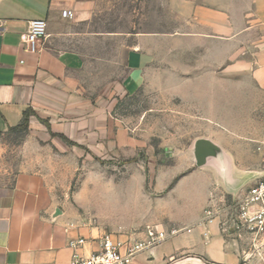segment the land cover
Masks as SVG:
<instances>
[{
    "label": "crops",
    "instance_id": "obj_1",
    "mask_svg": "<svg viewBox=\"0 0 264 264\" xmlns=\"http://www.w3.org/2000/svg\"><path fill=\"white\" fill-rule=\"evenodd\" d=\"M178 6L176 32L168 27L127 34L134 42L128 46L120 32L91 29L98 0H0V134L21 125L27 113L29 127L57 145L100 153L119 150L127 142L125 131L109 114L121 96H134L145 80L161 77L169 94L183 99L204 71L214 85L231 88L226 96L234 108L242 102L250 113L254 96L264 98V0H178ZM166 15L163 22L170 23L169 8ZM35 20L46 21L48 29L40 51L32 53L24 35ZM107 42L114 45L106 47ZM62 137L72 144H64ZM217 138L223 147L224 135ZM224 149L239 176L259 171L255 149V171L241 167L245 161L238 165L242 157ZM170 168L159 180L168 188L176 179L166 195L151 198L136 191L130 196V212L137 218L126 228L141 230L135 237L143 239L151 232L175 234L132 264L240 263L241 243L226 240L218 222L200 223L206 208L238 197L256 179L233 196L191 155ZM54 197L37 171H20L12 183L0 182V264H69V242L80 238L88 242L81 250L85 255L99 247L101 230L69 219ZM57 210L62 213L55 216Z\"/></svg>",
    "mask_w": 264,
    "mask_h": 264
},
{
    "label": "rangeland",
    "instance_id": "obj_2",
    "mask_svg": "<svg viewBox=\"0 0 264 264\" xmlns=\"http://www.w3.org/2000/svg\"><path fill=\"white\" fill-rule=\"evenodd\" d=\"M166 4L168 0H98L91 29L120 32L125 37L136 32H162L168 27L176 32L178 0H170L169 7ZM167 8L171 11L170 23L163 22L168 18ZM126 38L124 44L133 45L131 37ZM113 45L107 42L106 47ZM201 74L195 90L192 88L183 99L169 94L161 77L145 80L134 96H121L114 114H109L116 127L125 131L127 142L119 150L112 147L100 153L57 145L29 125L0 135V182L12 183L20 171H37L44 176L46 189L69 219L99 228L102 234L145 240L135 237L141 230L126 228L137 218L130 212V196L136 191L151 198L166 195L176 179L168 188H162V171L170 170L179 159L190 158L197 138L217 140L222 133L223 147L234 153L236 159L242 157L243 161L237 160L238 165L245 161L241 167L258 169L253 149L263 128L264 98L254 96L250 113L242 102L234 108L226 96L231 88L220 85L221 82L214 85L210 72ZM192 96L197 99L194 101ZM227 201L231 206L235 203L232 197ZM225 218L218 227L226 240L241 243L244 259L238 264H264V234L239 229V211L235 208Z\"/></svg>",
    "mask_w": 264,
    "mask_h": 264
},
{
    "label": "built area",
    "instance_id": "obj_3",
    "mask_svg": "<svg viewBox=\"0 0 264 264\" xmlns=\"http://www.w3.org/2000/svg\"><path fill=\"white\" fill-rule=\"evenodd\" d=\"M64 16H71L70 12H64ZM3 29V22L0 20V33ZM48 24L44 20L31 21L24 35V44L28 51L37 53L40 45L47 36ZM255 152L260 155V169L257 173L261 174L256 181L242 191L238 197L233 198L234 205H229L228 201L220 204L214 203L204 211L200 226H207L214 222H221L233 208L239 211V229H250L257 231V234H264V123L259 138L255 142ZM171 231L157 232L155 235L138 240L128 235H116L104 233L96 241L98 248L85 255L81 250L88 243L86 239L80 238L71 240L69 247L73 250L69 264H132L134 259L141 253L157 246L174 235Z\"/></svg>",
    "mask_w": 264,
    "mask_h": 264
},
{
    "label": "water",
    "instance_id": "obj_4",
    "mask_svg": "<svg viewBox=\"0 0 264 264\" xmlns=\"http://www.w3.org/2000/svg\"><path fill=\"white\" fill-rule=\"evenodd\" d=\"M190 154L198 168L210 169L215 176L222 182L226 192L237 196L241 189L250 181L261 176L259 173H249L239 176L235 172L232 156L217 142L209 137L197 138L191 149ZM247 176H251L247 179ZM60 210L56 215H60Z\"/></svg>",
    "mask_w": 264,
    "mask_h": 264
},
{
    "label": "trees",
    "instance_id": "obj_5",
    "mask_svg": "<svg viewBox=\"0 0 264 264\" xmlns=\"http://www.w3.org/2000/svg\"><path fill=\"white\" fill-rule=\"evenodd\" d=\"M28 125H29V115L26 113L22 124L19 125V126H17L14 129H12V130H23V129H26L28 127ZM47 127H48V129L50 128L48 124H47ZM62 139L65 140V141H67L64 137H62Z\"/></svg>",
    "mask_w": 264,
    "mask_h": 264
}]
</instances>
